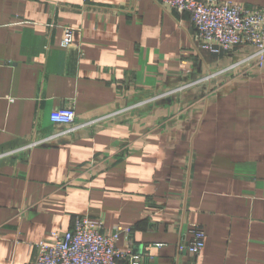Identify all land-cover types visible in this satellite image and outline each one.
I'll use <instances>...</instances> for the list:
<instances>
[{
  "label": "crops",
  "instance_id": "1",
  "mask_svg": "<svg viewBox=\"0 0 264 264\" xmlns=\"http://www.w3.org/2000/svg\"><path fill=\"white\" fill-rule=\"evenodd\" d=\"M195 33L159 0H0V264L84 217L129 230L141 264H264V71L206 102L192 80L253 50L200 52ZM68 108L75 126L51 121Z\"/></svg>",
  "mask_w": 264,
  "mask_h": 264
},
{
  "label": "built area",
  "instance_id": "2",
  "mask_svg": "<svg viewBox=\"0 0 264 264\" xmlns=\"http://www.w3.org/2000/svg\"><path fill=\"white\" fill-rule=\"evenodd\" d=\"M167 11L190 14L196 33L194 44L198 51L221 55L235 47L254 49L257 68H264V8L248 9L245 6L225 3L222 0H159ZM73 28H64L62 47L74 41ZM54 124L75 126L73 109H59L51 114ZM123 233L105 234L102 224L84 217L75 221L65 234H52V242L37 245L38 255L32 264H141L139 256L118 249ZM193 239L181 249L199 255L205 246V232L193 226Z\"/></svg>",
  "mask_w": 264,
  "mask_h": 264
},
{
  "label": "rangeland",
  "instance_id": "3",
  "mask_svg": "<svg viewBox=\"0 0 264 264\" xmlns=\"http://www.w3.org/2000/svg\"><path fill=\"white\" fill-rule=\"evenodd\" d=\"M252 50H253L252 52L248 53V56L245 54V56L240 57L237 61L231 62L225 68H222L220 70H209L208 72H206L205 75H203L202 78L197 79V80H192V87H194L195 85L197 86L200 83L202 85L206 84V86L209 89L205 95V98H206V102H209L221 96L220 92L219 94H217V90H216L217 87L214 86L215 80L219 76L227 75L226 76L228 78L227 80L230 83L229 86H231L233 82H234V85H237L238 84L237 82L243 81L242 77H238V79L235 78L234 81L232 80V78L235 77L236 74H239V72H244L246 74L254 70L264 71V68L262 69L257 68V62L255 60H250V59L255 58L254 56L255 51L254 49ZM202 52H205V51H202Z\"/></svg>",
  "mask_w": 264,
  "mask_h": 264
}]
</instances>
